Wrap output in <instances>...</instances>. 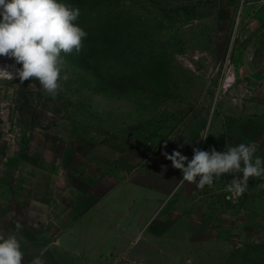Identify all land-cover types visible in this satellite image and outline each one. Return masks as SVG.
<instances>
[{"label": "rangeland", "instance_id": "1", "mask_svg": "<svg viewBox=\"0 0 264 264\" xmlns=\"http://www.w3.org/2000/svg\"><path fill=\"white\" fill-rule=\"evenodd\" d=\"M64 2L80 8L84 47L55 98L38 81L0 82L4 152L21 168L45 158L62 188L53 213L93 189L128 218L140 205L133 264H264V180L240 197L226 191L232 174L201 190L163 155L255 141L264 158V0Z\"/></svg>", "mask_w": 264, "mask_h": 264}, {"label": "crops", "instance_id": "2", "mask_svg": "<svg viewBox=\"0 0 264 264\" xmlns=\"http://www.w3.org/2000/svg\"><path fill=\"white\" fill-rule=\"evenodd\" d=\"M2 142L0 233L15 231L17 222L22 225L18 238L25 253L24 264L41 253L46 264H118L121 258L130 264L139 262L146 243L143 241L146 221L138 220L140 205L131 209L134 216L128 218L126 206L102 197L97 188V192L93 189L86 196L84 193L66 199L60 196L58 202L62 209L53 213L52 189L62 188L57 187L61 183H54L53 187L51 169L45 165V158L38 167L31 159L23 167L26 171L23 174L18 156L9 150L4 152ZM127 185L108 187L109 192L102 195L121 194ZM102 189L107 191L105 187Z\"/></svg>", "mask_w": 264, "mask_h": 264}, {"label": "clouds", "instance_id": "3", "mask_svg": "<svg viewBox=\"0 0 264 264\" xmlns=\"http://www.w3.org/2000/svg\"><path fill=\"white\" fill-rule=\"evenodd\" d=\"M80 15L79 7L64 0H0V56L12 58L20 65L15 76L21 84L38 81L40 88L56 97L61 81L69 79L66 57L73 52L78 54L88 36L78 24ZM5 77L13 79L14 75L0 69V78ZM30 87L35 88L36 84ZM207 137L202 133L200 139ZM258 147L252 141L228 145L225 151L193 148L191 160L177 150L163 155L182 172V181L201 190L206 185L211 187L223 175L232 174L234 178L226 185V191L240 197L247 191L250 178L264 180V158L257 155ZM241 173L242 178L236 175ZM258 187L264 189V183ZM21 229L17 222L15 231L0 233V264H24L25 253L18 238ZM42 256L43 253L33 257L29 264H46Z\"/></svg>", "mask_w": 264, "mask_h": 264}, {"label": "built area", "instance_id": "4", "mask_svg": "<svg viewBox=\"0 0 264 264\" xmlns=\"http://www.w3.org/2000/svg\"><path fill=\"white\" fill-rule=\"evenodd\" d=\"M19 67H20V65L16 64L14 59L9 58V57L0 56V69L9 71V72L13 73V75H14L13 79H9L6 77L0 78V82L12 83V82L18 81L19 79H18V77L15 76V72H16V69H18Z\"/></svg>", "mask_w": 264, "mask_h": 264}]
</instances>
